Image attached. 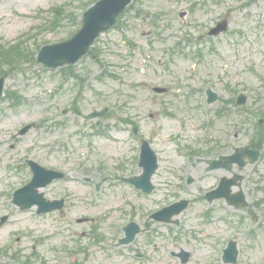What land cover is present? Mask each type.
Here are the masks:
<instances>
[{"label": "rangeland", "instance_id": "obj_1", "mask_svg": "<svg viewBox=\"0 0 264 264\" xmlns=\"http://www.w3.org/2000/svg\"><path fill=\"white\" fill-rule=\"evenodd\" d=\"M59 1L60 0H0V41H13L17 39L21 34L35 32L38 31V29H40L41 27H43V29L39 30V33L36 34L37 36L34 35V39H29V42H27L29 44L28 47L31 49V51H35L36 47H39V43L49 42L50 44H52L54 42H60L66 37H70L72 35V32L79 26L78 23L76 24V22L77 18H79L81 13L85 10V7L82 8L84 6V3H88L91 0H77L76 5L72 6V10H75L76 8L74 6L77 5L79 6V8L75 12L72 11V15L67 17L61 13L53 20L51 14L48 12L44 18H41L40 16H37L35 18V14L43 13V11H46L48 8L56 6L54 4H56L57 2L60 3ZM181 1L182 0H180L179 2ZM192 2L190 3V5L192 4ZM216 4L217 5L215 6L214 10H216V12L224 11L225 14L221 17L228 18L230 22L229 27L231 29V32L219 42L215 41L217 46L216 51H218L219 49L223 54H225L227 61H223L220 58V55L207 56V58L211 60L209 65L211 66L212 70L209 68L207 61L206 65H198V69L201 72L200 74L206 75L211 73L215 75V78H217V74L215 73L218 71H224V63H229L231 68L230 71L224 75L225 80L230 81L232 83H241L243 85H248L256 91L258 90V88H260L261 83H263L260 78H264V0H223L219 1V3ZM188 5L189 4H185V7L188 8ZM145 6L147 7V5ZM158 6L159 5L157 4H153V9H156ZM162 6L167 5L162 2ZM178 9L179 6L177 7V10ZM190 15H192L191 12L187 16V19L190 18ZM193 15H197V19H205L201 11H198ZM216 15L220 16V14ZM127 20L132 23V26L128 27L127 32L131 36L134 35L138 37L142 34V31H144L145 33L147 32V30H145L144 28H139L136 26L137 24L135 23L136 21H138V19L128 17ZM205 22L213 26L217 21L208 22V20L206 19ZM192 31L193 33H196L193 29ZM110 33H102V39L98 43V45L103 48V52L101 53L102 64L95 61L92 55H85L84 57H80L74 65L75 70L81 72L84 78H90L92 81H94L95 88L99 92L108 95V97L103 100L100 99V97L97 98L96 95L93 93L87 94L86 98L96 99L94 106H103L106 104V102L110 101V99H113L114 101L120 100L118 95H113L111 93L117 87L116 82L110 80L109 76L105 82H99L97 80L98 76L101 74L102 71L104 72L106 70L107 72H111L112 70H116L118 72H121V69H118V67L117 69H112L107 64H105V57L109 61H120V64L121 62L128 63L125 60L119 59V57L116 56L115 53L108 54L106 56L107 49L122 51L128 49L127 46H122L121 42H114L113 44L112 42L116 38H118V35L120 34L116 32L115 34ZM106 37H109L112 40H110L109 44L103 43ZM141 43V47H146V49L148 50L146 43ZM140 59V55H136V57L134 58L135 61H140ZM36 64L37 62H32L30 65L24 64V66L18 64V67L16 69H9L7 71L9 73V77L6 81V88L11 91H16V95L19 98L18 102H23L22 104L17 107H12L9 104V101L5 99H0V180H3L0 182V189L3 190L4 193H6L8 189L18 188L19 185H21L28 178L29 170L25 164V160L27 158H30L33 155H41L43 157H46L48 155V146L50 145L51 139L55 137H57L58 139L64 138V132L62 130H59L55 127L47 128L44 124L41 123L35 129L30 131V133H27L23 136H17L15 137V139H12V135H14L22 126L33 121H43V119L47 117L49 113H51L49 111L54 106V104H60V109L63 108L66 103L64 99H66L69 95L68 93L63 99L61 96L63 93L59 94L60 90H57V85L59 80L63 76V72L57 71L58 69L45 71L40 69L41 67ZM190 65V62H182L179 71L176 69H174V71L164 70L163 74H157L156 76L151 75L153 79L148 78L147 80L156 81L160 83L158 85L162 86H172L173 90L171 91V93L155 96L158 97L157 99H165V103L169 102L170 104H173V106H171V109L173 110V112H177L180 116H182V114H186L187 116H189L187 112L192 114V116L189 117V123L195 122L197 128L198 108L195 107L197 106V103L194 101L195 96H190L189 89L190 87L194 86L193 83L196 82V80H191L192 84L186 83L185 80H183V78H185L186 76H190ZM245 67H250V70L245 71ZM142 79V76H138L136 74L128 75V80L139 82ZM127 90L128 88L124 90V93L125 95H131L129 99H141L143 101H147L146 99H154V95L151 92L149 93L148 91L142 88L132 90V92L130 93L127 92ZM191 95H193V93ZM186 96H189V98H186ZM224 97L227 96L224 95ZM186 99L191 100L186 101ZM114 105L115 107H117L118 104ZM116 110H118V108H116ZM126 111L131 112L132 110L129 111L128 109H126ZM141 112H146V114H144L145 120L142 123L145 131H148L149 129H156L159 132L162 127V124L166 128L167 135L168 133L172 132L176 133L177 130H179L177 122L175 124V122L173 121H168V119L160 118L162 114L161 106L158 105V107H155L153 106V102L150 103V106L146 110H141ZM151 114L152 118H150ZM199 115L200 117H202L201 112H199ZM195 123L192 124V127H195ZM222 128L223 130L225 129V127L223 126ZM190 134H193V132L190 131ZM252 136L253 130H247L244 136L242 133L241 143L247 142ZM67 137L71 136L68 135ZM203 137L204 131L202 130L198 132L197 139L201 140L203 139ZM78 139L79 137L76 136L71 139V142L78 143ZM114 139L120 142L121 140H126L127 135L121 131L116 132L114 133ZM103 141H105L104 143L107 142L110 144L117 145L118 147L115 145L114 146L118 148L119 153H121L120 151H122L123 149L125 150L126 148L123 144L124 141L121 143H114L105 139H99V144H101ZM153 141L155 143V146L159 150L161 156L160 168L158 169V173L155 175L154 178L155 183L159 186L160 189L156 190L153 195L146 198L141 197L137 199L135 193H132L134 201L143 210L145 209V206H154L157 201L162 203L165 201L164 193L169 192L167 191L168 183L177 180L174 179L173 173L167 171L168 167L176 169L182 168L185 174L187 172H195L196 175H199L201 170L205 172L203 163L198 162L197 157H194L191 161H184L182 157H177L176 152L174 151L173 147L169 144V142L168 144H164L161 141H157L154 139ZM193 141H196V138H194ZM44 146H47L48 148H44ZM54 148L55 147H52L50 149ZM109 152L110 153H106L105 155L107 156L111 153H117L115 150H111ZM132 153H130L129 155H131ZM103 155L104 154L95 155L92 153L90 154L88 159L108 160L105 159ZM11 160H14L15 163H23L19 175H16L11 172L15 164L13 166L7 165V162ZM44 161L45 163H49V165H56V160L52 157H48V159H45ZM259 168L261 169L262 174L264 175V161L259 165ZM254 171H252L253 174H255ZM249 172L250 168L248 170V173ZM227 175L229 174L227 173ZM256 177H258V174L256 175ZM215 182L216 177L208 175V179H206V184L213 185ZM53 188L54 189L52 190V192L58 194L60 192L59 189L61 188L60 183L54 185ZM88 189H90L88 186H84L82 184L81 187L77 188L70 186L69 191L67 193L69 203H72L74 201L76 195L86 194ZM105 193L107 194V196H101L104 197V199L99 200V204L96 209L89 210V207L88 209H84L82 211V214L93 212V215H99L100 213H102L103 210L107 208L108 205H111L112 207L114 205L119 206L121 204V197L115 198L111 196L110 198L113 199V202L110 203V198H108V195L111 192L106 191ZM193 206L194 207H192L186 214L189 216L188 224L190 225H194L197 221H200V219H198V215L199 211L203 208L201 203H197ZM226 211L231 212V217L234 220H238L239 217L244 216L247 211L255 212L256 209H254L252 206L250 207V209L248 206L247 209H234L231 207L228 208L226 206ZM23 213H16L3 228H0V242L3 241L2 239L4 238H1V236L4 235L5 232H12V235H9V238H15V241L17 239L16 236H20L21 240L24 241L26 244L28 240L30 242L31 238L34 241L37 238L46 239L48 238V236H45L43 234H49L51 231L54 230L55 222L53 221V218L56 219V216H42L38 215L35 212ZM249 222L250 221H247L246 223ZM261 223L263 224L264 221H262ZM230 227H227L228 231H226V233L228 232V235L233 236L235 230L233 229V227ZM83 229H87L86 224H79V226L76 228L78 232ZM209 232H212L213 235L215 234L212 226L204 227L201 232L195 233L194 237H197L201 240V245L199 246L200 253L196 255L193 264L197 263L198 257H202L205 259L215 256L217 258V253L213 249L211 244L213 238H210ZM86 240L87 239L85 238V241ZM240 240H242V238ZM38 244L41 246L40 242ZM51 244L52 243H49L48 245ZM39 245L38 249L39 251H41L43 247H39ZM207 250H210V254L203 256L202 254L206 253ZM259 257L260 256L254 257V259L252 260L257 262ZM96 262L106 263V260L104 258H98L95 262L92 263ZM35 264H37L36 261ZM216 264L223 263L218 262Z\"/></svg>", "mask_w": 264, "mask_h": 264}, {"label": "water", "instance_id": "obj_2", "mask_svg": "<svg viewBox=\"0 0 264 264\" xmlns=\"http://www.w3.org/2000/svg\"><path fill=\"white\" fill-rule=\"evenodd\" d=\"M111 2L112 0H106L104 3L98 5L96 10L99 12L111 11ZM94 28L93 21L88 19L87 28L83 31V37H80L81 42L79 44L75 40H72L69 43L46 47L40 54V60L53 66L76 60L86 52L89 45L87 43L94 38V36H88V34L93 32ZM2 82L3 80L1 79Z\"/></svg>", "mask_w": 264, "mask_h": 264}, {"label": "flooded vegetation", "instance_id": "obj_3", "mask_svg": "<svg viewBox=\"0 0 264 264\" xmlns=\"http://www.w3.org/2000/svg\"><path fill=\"white\" fill-rule=\"evenodd\" d=\"M149 232H151V234H149ZM142 234H144L146 237L157 236L159 235V232L154 231L152 227H149L144 230ZM9 235H12V233L7 232L1 236V238L4 239H2V242H0V264H25L26 261L27 264H33L28 258L33 257L35 249L34 244L31 243L29 245V240L25 244V242L21 240V237L18 236L16 241H14L13 238H9Z\"/></svg>", "mask_w": 264, "mask_h": 264}]
</instances>
